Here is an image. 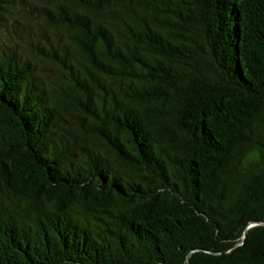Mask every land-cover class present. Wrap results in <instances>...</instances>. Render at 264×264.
Wrapping results in <instances>:
<instances>
[{
  "label": "trees",
  "instance_id": "obj_1",
  "mask_svg": "<svg viewBox=\"0 0 264 264\" xmlns=\"http://www.w3.org/2000/svg\"><path fill=\"white\" fill-rule=\"evenodd\" d=\"M0 264H264V0H0Z\"/></svg>",
  "mask_w": 264,
  "mask_h": 264
},
{
  "label": "water",
  "instance_id": "obj_2",
  "mask_svg": "<svg viewBox=\"0 0 264 264\" xmlns=\"http://www.w3.org/2000/svg\"><path fill=\"white\" fill-rule=\"evenodd\" d=\"M254 224H261V223L255 221V222L251 223L250 225H254ZM243 237H246V233H244Z\"/></svg>",
  "mask_w": 264,
  "mask_h": 264
}]
</instances>
